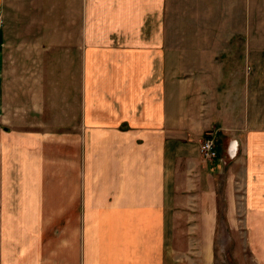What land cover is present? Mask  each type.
<instances>
[{
    "label": "crops",
    "instance_id": "obj_1",
    "mask_svg": "<svg viewBox=\"0 0 264 264\" xmlns=\"http://www.w3.org/2000/svg\"><path fill=\"white\" fill-rule=\"evenodd\" d=\"M0 12V264H264V0Z\"/></svg>",
    "mask_w": 264,
    "mask_h": 264
},
{
    "label": "rangeland",
    "instance_id": "obj_2",
    "mask_svg": "<svg viewBox=\"0 0 264 264\" xmlns=\"http://www.w3.org/2000/svg\"><path fill=\"white\" fill-rule=\"evenodd\" d=\"M252 13L253 12H251V14ZM254 13L256 15L257 28L258 27L264 28V12H254ZM202 142L203 140L201 141V143ZM200 144H199V154H200ZM214 151H215L214 157L211 160H206L208 164L211 163L215 165L213 162L216 158L215 140H214ZM219 214L220 217H219L218 232L216 234V239L214 242L215 252H214L213 264H258L253 258L248 257L246 256V254H244L245 252V249H243L244 242H242V240L240 241L236 239V237H238L237 234H234L232 230L227 225H225L224 210L219 209ZM177 229L179 230V232H181L182 226L181 225L177 226ZM177 234L178 235L175 241V245L177 248L183 250L185 245L187 244V240L183 239L180 233L177 232ZM240 238H242V234ZM239 246H241V248L243 249L242 252L244 256L235 255Z\"/></svg>",
    "mask_w": 264,
    "mask_h": 264
},
{
    "label": "built area",
    "instance_id": "obj_3",
    "mask_svg": "<svg viewBox=\"0 0 264 264\" xmlns=\"http://www.w3.org/2000/svg\"><path fill=\"white\" fill-rule=\"evenodd\" d=\"M2 23L3 19L0 12V27ZM200 154L205 160H211L214 157V137L211 134L207 135L200 144Z\"/></svg>",
    "mask_w": 264,
    "mask_h": 264
}]
</instances>
